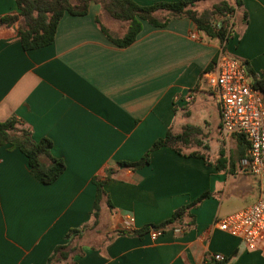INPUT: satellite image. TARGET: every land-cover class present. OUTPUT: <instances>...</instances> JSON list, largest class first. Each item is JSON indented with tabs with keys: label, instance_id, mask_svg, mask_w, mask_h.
Listing matches in <instances>:
<instances>
[{
	"label": "crops",
	"instance_id": "0c3cea01",
	"mask_svg": "<svg viewBox=\"0 0 264 264\" xmlns=\"http://www.w3.org/2000/svg\"><path fill=\"white\" fill-rule=\"evenodd\" d=\"M209 1L197 10L220 0ZM239 1L223 51L227 47L253 78L263 79L264 0ZM14 13L13 0H0V17ZM101 26L113 38L127 28L98 3L84 16L64 14L53 42L39 49H22L18 23L0 28V122L13 118L34 141L49 139L51 155L65 165L53 183L42 184L21 152L0 147V264H46L53 249L67 243L69 229L91 223L93 181L104 182L108 174L99 225L67 261L54 264H264V242L248 248L216 224L259 196L257 179L242 166L246 150L241 153L239 137L221 135L216 101L201 79L221 42L188 18L170 19L163 28L142 21L126 48L109 42ZM189 93L191 102L184 100ZM187 126L211 149L224 141L226 156L206 165L162 147L136 171L117 165L138 161L166 132ZM203 193L209 197L190 211L194 224L179 233L175 226L154 240L149 231L115 235L159 225Z\"/></svg>",
	"mask_w": 264,
	"mask_h": 264
},
{
	"label": "trees",
	"instance_id": "16d2710c",
	"mask_svg": "<svg viewBox=\"0 0 264 264\" xmlns=\"http://www.w3.org/2000/svg\"><path fill=\"white\" fill-rule=\"evenodd\" d=\"M17 7V13L7 14L0 17V28H10L18 23L17 34L24 51L35 50L50 45L53 42L55 31L60 19L64 14L71 16H84L87 14L90 3H98L102 9L114 20L126 23L127 28L121 38H113L108 30L100 27L101 32L109 42L117 47L130 46L141 31V22L146 21L149 25L157 28L165 27L170 19L188 18L210 38L218 39L224 49V42L231 36L233 22L232 15L241 6L239 0H220L210 9L199 11L198 4L207 0H177L170 3H156L151 6H139L131 0H13ZM234 16V15H233ZM245 19V15H243ZM218 24L219 30H213V25ZM244 66L251 86L261 92L264 99V78L257 79L251 76L245 62ZM211 66L207 68L210 70ZM13 118L0 122V147L9 145L17 149L27 159L30 174L42 184L53 183L63 172L65 165L63 160L55 158L50 151L52 143L47 138L34 141L30 134L23 129L16 128ZM220 128V127H219ZM221 133V132H220ZM198 130L187 126L181 133L172 134L166 132L163 138L156 140L149 150L135 162H117V165L131 171H136L149 162L152 152L167 147L175 153L185 157L202 159L206 165L214 157L226 156L224 141L214 149L208 144H203ZM240 138V137H239ZM241 153L244 154L247 145L240 138ZM201 147V149L199 148ZM110 179L108 174L104 182L93 181L96 192L91 211L92 221L89 225L69 229L65 234L66 244L56 246L47 258L46 264L67 261L70 254L77 250V243L81 241L87 231L95 229L99 225L100 211L104 197L103 186ZM209 197V193H203L193 202L176 209L171 217L156 226H146L139 232L118 230L115 235L140 236L141 234L157 229L179 227L185 229L194 224L190 211L197 208L201 202ZM225 260L222 262L224 263Z\"/></svg>",
	"mask_w": 264,
	"mask_h": 264
},
{
	"label": "built area",
	"instance_id": "2783aa9c",
	"mask_svg": "<svg viewBox=\"0 0 264 264\" xmlns=\"http://www.w3.org/2000/svg\"><path fill=\"white\" fill-rule=\"evenodd\" d=\"M213 30H219L218 24L213 25ZM201 79L216 101L221 135L225 140L234 135L245 141L247 148L242 166L259 185V196L253 204L216 224L221 231L239 238L246 247L255 248L264 242V100L261 92L251 86L241 62L224 53L223 48ZM184 100L191 102L193 93L187 94ZM132 221V217H128L127 224ZM164 231L157 228L148 234L154 240ZM174 232L179 233L181 229L175 228ZM213 259L224 261L220 255H214Z\"/></svg>",
	"mask_w": 264,
	"mask_h": 264
},
{
	"label": "rangeland",
	"instance_id": "374dc122",
	"mask_svg": "<svg viewBox=\"0 0 264 264\" xmlns=\"http://www.w3.org/2000/svg\"><path fill=\"white\" fill-rule=\"evenodd\" d=\"M209 2H211V0H210ZM209 2L204 3V4L206 5V7L209 6ZM233 15H234V16H233ZM233 15H232V18H230V21H232V22L234 23V21H235V14H233ZM225 44H226V42H224V45H225ZM224 53H226L227 55H229L230 57H232L231 54L227 52V47H226V52H224ZM191 123H193V121H191ZM216 137H217V136H216ZM202 142H203V140H202ZM198 148H199V147H198ZM199 149H201V147H200Z\"/></svg>",
	"mask_w": 264,
	"mask_h": 264
}]
</instances>
